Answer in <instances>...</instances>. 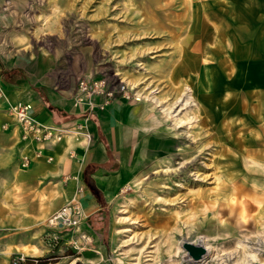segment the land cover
Instances as JSON below:
<instances>
[{"label":"rangeland","instance_id":"1","mask_svg":"<svg viewBox=\"0 0 264 264\" xmlns=\"http://www.w3.org/2000/svg\"><path fill=\"white\" fill-rule=\"evenodd\" d=\"M197 4L202 17L190 13ZM0 13L7 21L1 42L21 43L9 47L12 53L27 44L33 55L57 60L49 80L58 90L72 92L74 101L84 79L106 81L117 91L124 84L147 127L121 151L131 177L102 210L100 248L93 240L86 250H61L53 235L50 254L31 264H206L186 261L180 243L209 233L194 232L183 217L203 210L194 205L199 197L216 199L223 182L248 178L247 164L264 171V0H7ZM224 17L237 22L236 35L228 41L213 34L199 46V18L221 25ZM216 46L221 52L204 57L217 91L229 90L211 103L198 92L207 80L205 58L198 57ZM259 199L263 206L264 193ZM210 247L211 257L224 253L221 245ZM58 253L70 257L61 260ZM252 254L264 263L260 251Z\"/></svg>","mask_w":264,"mask_h":264},{"label":"crops","instance_id":"2","mask_svg":"<svg viewBox=\"0 0 264 264\" xmlns=\"http://www.w3.org/2000/svg\"><path fill=\"white\" fill-rule=\"evenodd\" d=\"M6 2L0 0V8ZM5 19L0 13V30ZM15 44V39L12 43L8 39L6 44L0 40V263L8 264L12 255L30 259L49 255L51 247L47 245L53 235L60 238L56 245L61 250L74 249L72 242L86 250L93 240L100 248L106 235L102 210L122 183L125 165L121 151L147 128L142 122V107L121 98L80 117L84 109L74 106L73 93L58 90L49 80L57 60L33 55L27 44L12 53L9 47ZM17 102L31 104L34 117L42 124L68 128L84 125L89 141L67 135L59 143L48 145L43 158L23 167L21 157L33 156L35 145L20 141L10 114V107ZM47 156L54 160L48 162ZM91 183L99 196L93 193ZM76 197L85 212L80 227L49 229L46 220ZM58 254L61 260L70 257Z\"/></svg>","mask_w":264,"mask_h":264},{"label":"bare ground","instance_id":"3","mask_svg":"<svg viewBox=\"0 0 264 264\" xmlns=\"http://www.w3.org/2000/svg\"><path fill=\"white\" fill-rule=\"evenodd\" d=\"M201 11L200 4H197L196 7L192 8L190 13H192L193 16L198 13L199 17H202L205 13H201ZM220 22L221 25L217 23L211 25L208 22V19L199 18L198 23L200 32L197 34L201 39L199 46H202L204 41L211 40L213 34L217 38L224 37V39H227L228 41L231 36L236 35L239 27H237V22L234 19L224 17V19H221ZM216 39L215 41L217 42ZM218 44H223V42L220 41ZM202 49L201 52H199L200 55L198 60L203 58L204 55L208 53L221 52L220 46L213 48L206 47L205 52ZM204 60L205 61L203 62L201 61V65L203 66L202 72L207 80L199 86L198 92H202L200 95L201 98L206 100L211 99V103H213L216 102L220 94H222L225 90H229V88H226L224 91H217L216 88L218 87L214 85L215 82L213 80V67H208L210 63L207 61V58ZM195 61L189 62L190 64L188 66L193 67ZM229 75L231 74H225L224 71L221 72V76L224 78ZM239 88H242V86ZM235 91L240 92L241 90L235 89ZM238 92L234 93H236V95H240ZM205 108L208 109L207 105H205ZM178 152L179 151L174 152L173 155L178 156ZM242 172L246 173L248 178H242L240 177V174L233 176L230 180L223 182L224 185L215 195L216 199L208 201L199 197V200H197L196 203L194 201L195 206L201 205L204 207L202 211L196 210V212L189 214L191 216H188L187 218L186 216L183 217L184 224H194V232L200 233L207 229L205 231L209 233L199 236L196 240L189 242L193 245L203 247L205 249V254L197 261L192 259V257L188 254L186 260L187 262H205L206 264H264L262 263V259L252 254V252L257 249L260 251L262 256L264 255V204L262 206V201L259 199L260 194L264 193L259 188L263 187L262 189L264 190V171L260 168L247 164L246 169L242 168ZM255 173H259L260 177L263 176V179H261L262 184L256 182ZM122 176V182L129 181L131 177L126 168L123 169ZM243 194H245V196H249V199L239 200L237 196L240 197ZM253 212L254 214H252ZM211 214H213L214 217H211ZM224 215H228V218L224 219ZM185 242L187 241L183 240L180 243L182 249H184L183 244ZM210 242H214V244L224 247V253L216 258L213 255L212 257L209 256V250L211 249ZM255 247H258L259 249ZM217 251L218 253L220 252L219 249ZM207 259L210 260L207 262ZM120 264L125 263L123 262ZM136 264H140V262Z\"/></svg>","mask_w":264,"mask_h":264},{"label":"built area","instance_id":"4","mask_svg":"<svg viewBox=\"0 0 264 264\" xmlns=\"http://www.w3.org/2000/svg\"><path fill=\"white\" fill-rule=\"evenodd\" d=\"M117 92L121 94V98L123 99H133V95L124 84H121L117 91L107 87L106 81H95L89 78L84 79L79 84L74 106L78 109H84L80 117L86 116L88 113L91 114L96 107L102 110L105 109L115 101ZM99 98L102 99L101 104L97 103ZM10 114L16 123L15 126L18 129L20 141L35 145L33 156L23 155L21 157L23 167H29L35 158H43L44 150L48 145L59 143L67 135L74 136L76 140L81 142L89 141L90 139V134L82 124L68 128L63 126H48L40 123L33 115V106L28 103L17 102L12 105L10 107ZM4 128L6 129V126ZM70 155L74 156L75 154L71 152ZM46 159L48 162L54 160L52 156H47ZM84 218L85 212L83 206L76 197L51 215L46 221V226L54 231H68L80 227ZM72 245L75 249L82 248V245H78L76 242H72ZM34 261L38 263L37 260ZM25 262L26 257L24 255H18L13 258L11 264H23Z\"/></svg>","mask_w":264,"mask_h":264},{"label":"water","instance_id":"5","mask_svg":"<svg viewBox=\"0 0 264 264\" xmlns=\"http://www.w3.org/2000/svg\"><path fill=\"white\" fill-rule=\"evenodd\" d=\"M183 248L187 251V253L192 257L194 260H200L203 255L205 254V249L201 246L193 245L189 242H185L183 244Z\"/></svg>","mask_w":264,"mask_h":264},{"label":"trees","instance_id":"6","mask_svg":"<svg viewBox=\"0 0 264 264\" xmlns=\"http://www.w3.org/2000/svg\"><path fill=\"white\" fill-rule=\"evenodd\" d=\"M67 118H71V116H68ZM109 154H110V152H109ZM110 157H112L111 154H110ZM90 187H91L93 193H95V195H97V196L100 195L99 191L96 190V188L94 187V185H93L92 183L90 184ZM33 260H34V259L26 258V262H25V264H31V262H32ZM36 260H37L38 262H41V261H42V259H36Z\"/></svg>","mask_w":264,"mask_h":264}]
</instances>
